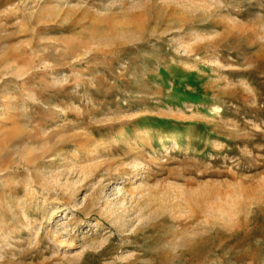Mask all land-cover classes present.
<instances>
[{"label": "rangeland", "instance_id": "rangeland-1", "mask_svg": "<svg viewBox=\"0 0 264 264\" xmlns=\"http://www.w3.org/2000/svg\"><path fill=\"white\" fill-rule=\"evenodd\" d=\"M0 264H264V0H0Z\"/></svg>", "mask_w": 264, "mask_h": 264}, {"label": "bare ground", "instance_id": "bare-ground-1", "mask_svg": "<svg viewBox=\"0 0 264 264\" xmlns=\"http://www.w3.org/2000/svg\"><path fill=\"white\" fill-rule=\"evenodd\" d=\"M212 110H213L212 114L218 113V112H220V107H213Z\"/></svg>", "mask_w": 264, "mask_h": 264}]
</instances>
